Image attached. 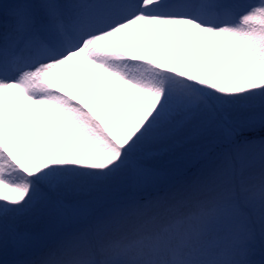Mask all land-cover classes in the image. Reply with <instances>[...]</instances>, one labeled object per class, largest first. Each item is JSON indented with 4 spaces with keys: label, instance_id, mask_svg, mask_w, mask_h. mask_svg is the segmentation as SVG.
Here are the masks:
<instances>
[{
    "label": "snow or ice",
    "instance_id": "6c2138e0",
    "mask_svg": "<svg viewBox=\"0 0 264 264\" xmlns=\"http://www.w3.org/2000/svg\"><path fill=\"white\" fill-rule=\"evenodd\" d=\"M0 264H264V0L0 2Z\"/></svg>",
    "mask_w": 264,
    "mask_h": 264
},
{
    "label": "bare ground",
    "instance_id": "6f19581e",
    "mask_svg": "<svg viewBox=\"0 0 264 264\" xmlns=\"http://www.w3.org/2000/svg\"><path fill=\"white\" fill-rule=\"evenodd\" d=\"M142 51H144L146 54H154L153 49L150 46H142Z\"/></svg>",
    "mask_w": 264,
    "mask_h": 264
},
{
    "label": "rangeland",
    "instance_id": "374dc122",
    "mask_svg": "<svg viewBox=\"0 0 264 264\" xmlns=\"http://www.w3.org/2000/svg\"><path fill=\"white\" fill-rule=\"evenodd\" d=\"M0 2H2V3H12L13 0H0ZM246 2H249V3H257L258 0H246Z\"/></svg>",
    "mask_w": 264,
    "mask_h": 264
}]
</instances>
